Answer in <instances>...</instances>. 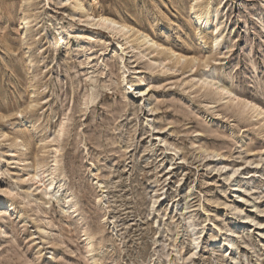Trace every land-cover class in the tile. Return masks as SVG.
Here are the masks:
<instances>
[{
    "label": "rangeland",
    "instance_id": "1",
    "mask_svg": "<svg viewBox=\"0 0 264 264\" xmlns=\"http://www.w3.org/2000/svg\"><path fill=\"white\" fill-rule=\"evenodd\" d=\"M69 2L0 0V197L17 186L0 264H264V114L238 98L264 106V0H98L131 34L198 59L172 70L154 58L169 49L119 45ZM192 2L212 4L217 46L213 26L196 35ZM53 159L62 187L47 204L28 178Z\"/></svg>",
    "mask_w": 264,
    "mask_h": 264
},
{
    "label": "bare ground",
    "instance_id": "2",
    "mask_svg": "<svg viewBox=\"0 0 264 264\" xmlns=\"http://www.w3.org/2000/svg\"><path fill=\"white\" fill-rule=\"evenodd\" d=\"M195 1V0H194ZM90 5V6H88ZM69 6L73 9V14L72 16H78L80 22L88 23L91 24L92 26H99L104 30H111L112 32V37L113 38H118L120 45V38L126 36L127 39V44H131L132 47L135 48H140L143 43H150V45L147 46L145 55L151 54L152 53V48L157 47L161 48V52H164L165 50L170 51L171 55H160L159 57L156 55L155 61L158 64L159 67L162 66H169V70H172L174 68H177L179 64L182 62V60L187 59L189 63H191V69L195 67L197 64L196 62L198 59L196 57H191L187 58L183 54H177L174 50L171 48H167L163 46V44L159 43L157 40H155L153 37H151L149 34L145 33L142 30H137L133 32L134 27L132 26L131 22H128L123 19H117L112 17L111 15H108L104 10H100L98 5V0H70ZM212 4L211 3H190L189 4V15L187 19H192L193 18L197 19V21L200 23V26L195 27V33L196 35H200L202 31V25L205 24L207 26H213L215 31L214 35H212V45L217 46L218 43L221 41L223 38L224 34L222 31H218V26L220 23L218 21H213L212 16L214 15V10H212ZM85 9V10H84ZM93 22L91 23L90 22ZM194 21V20H193ZM177 25H180V23H176ZM190 36V35H189ZM202 36V35H200ZM204 38V36L202 37ZM175 57V58H173ZM123 72H125V68L122 67ZM123 81H126L125 76H123ZM197 84L201 86V88H206L208 86L215 87L216 92L218 95H220L223 99L226 98L225 96L227 94L232 95V89L226 85L224 82H220L219 80L215 79L211 75H205V74H200L198 79H197ZM127 91L130 90V88L126 87ZM239 101H245V105L243 107H249L251 110L257 112L258 115H263L264 114V106H261L258 102H255L253 100H248L245 98H242L241 96H238ZM232 100H235V98H231ZM239 102V103H240ZM238 103V104H239ZM242 103V102H241ZM64 133V128L60 127L59 129V134ZM23 149H24V154H28L25 159L22 161H26L27 163L33 162L32 161V156L31 155V150L30 149V144L28 143V140L26 138L23 139ZM34 156V155H33ZM57 161V160H56ZM25 164V163H24ZM2 169V168H1ZM0 169V182L2 181V172ZM236 170H234L231 174H229L226 178L231 179L233 176L236 174ZM59 174V171L57 169H54V159L53 163L49 164L48 162H39L37 163V171L35 174L30 175L28 180H34V183L37 184L36 190L40 191V194H43V200H47L46 203L49 204L53 199H54V194L60 190L62 187V184H58L59 182L56 180V176ZM9 186L4 187L1 189V197H0V206L3 205L4 202L3 198L6 195L13 196L16 195V184H8ZM24 199L27 201L31 199V201L35 200L34 194L31 191L24 192ZM41 201L44 203V201ZM13 201V200H12ZM11 200L8 201V205L10 207L13 206V202ZM39 201V199H38ZM37 201V202H38ZM40 204V203H39ZM75 205V204H74ZM53 226L52 222H49V228L45 230V235L46 237L44 238L45 240L48 239V237L51 236L52 231H50ZM218 231V230H217ZM2 233V232H1ZM5 233V232H4ZM222 238L221 241L223 243L224 248L226 251H230L232 247L235 244V238L231 233H221ZM89 239H91L89 237ZM51 241V240H49ZM194 244L197 246V242H194ZM91 245V244H90Z\"/></svg>",
    "mask_w": 264,
    "mask_h": 264
}]
</instances>
